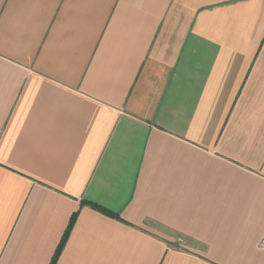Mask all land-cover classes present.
<instances>
[{
  "label": "crops",
  "instance_id": "obj_1",
  "mask_svg": "<svg viewBox=\"0 0 264 264\" xmlns=\"http://www.w3.org/2000/svg\"><path fill=\"white\" fill-rule=\"evenodd\" d=\"M75 212L56 264H264V0H0V264Z\"/></svg>",
  "mask_w": 264,
  "mask_h": 264
},
{
  "label": "trees",
  "instance_id": "obj_2",
  "mask_svg": "<svg viewBox=\"0 0 264 264\" xmlns=\"http://www.w3.org/2000/svg\"><path fill=\"white\" fill-rule=\"evenodd\" d=\"M86 203L91 204L94 208L100 210L101 212H104L105 214H108V215H110V216H114V217H117V218H120V219H121V217H120V215H119L118 213H115V212H113L112 210H110V209H108V208H106V207H104V206H102V205H100V204H98V203H94V202H90V201H82V204H86ZM77 216H78V212H75V213L71 216V219H70V222H69L68 228H67L66 231L64 232V235H63V237H62V239H61V242H60V244L58 245V247H57V249H56V251H55V254H54V256L52 257V260L50 261L49 264H56V263H57L58 258H59V256H60V253H61V251H62V249H63V247H64V245H65V243H66V240L68 239V236H69V234H70V232H71V230H72V228H73V226H74V224H75V222H76V218H77Z\"/></svg>",
  "mask_w": 264,
  "mask_h": 264
},
{
  "label": "built area",
  "instance_id": "obj_3",
  "mask_svg": "<svg viewBox=\"0 0 264 264\" xmlns=\"http://www.w3.org/2000/svg\"><path fill=\"white\" fill-rule=\"evenodd\" d=\"M260 245L264 247V239L261 240Z\"/></svg>",
  "mask_w": 264,
  "mask_h": 264
}]
</instances>
